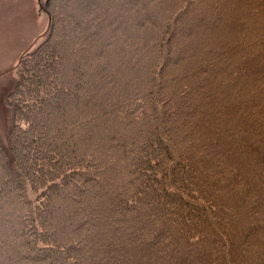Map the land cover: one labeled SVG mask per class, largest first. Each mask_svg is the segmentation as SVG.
<instances>
[{
	"label": "trees",
	"instance_id": "trees-1",
	"mask_svg": "<svg viewBox=\"0 0 264 264\" xmlns=\"http://www.w3.org/2000/svg\"><path fill=\"white\" fill-rule=\"evenodd\" d=\"M0 139V264H264V0H46Z\"/></svg>",
	"mask_w": 264,
	"mask_h": 264
},
{
	"label": "rangeland",
	"instance_id": "rangeland-1",
	"mask_svg": "<svg viewBox=\"0 0 264 264\" xmlns=\"http://www.w3.org/2000/svg\"><path fill=\"white\" fill-rule=\"evenodd\" d=\"M46 0H0V139L7 140L6 94L16 81V66L48 33Z\"/></svg>",
	"mask_w": 264,
	"mask_h": 264
}]
</instances>
